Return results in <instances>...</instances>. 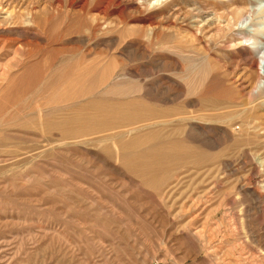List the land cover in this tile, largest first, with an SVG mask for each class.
<instances>
[{"label": "rangeland", "instance_id": "1", "mask_svg": "<svg viewBox=\"0 0 264 264\" xmlns=\"http://www.w3.org/2000/svg\"><path fill=\"white\" fill-rule=\"evenodd\" d=\"M156 1L0 0V264H264V0Z\"/></svg>", "mask_w": 264, "mask_h": 264}, {"label": "bare ground", "instance_id": "2", "mask_svg": "<svg viewBox=\"0 0 264 264\" xmlns=\"http://www.w3.org/2000/svg\"><path fill=\"white\" fill-rule=\"evenodd\" d=\"M160 0H157L156 2H159ZM260 33H264V26L262 27V30L260 31ZM264 35V34H263ZM251 35L250 34H248L245 38L246 39H250L251 37H250ZM103 42V41H102ZM133 43V42H132ZM260 44H262L261 42H259L258 44H256V45H254L253 47L255 48V49H259V48H261L260 47ZM128 45V44H127ZM127 47V46H126ZM125 48V47H124ZM129 49V48H128ZM262 49V48H261ZM130 50V49H129ZM127 51V50H126ZM141 70V69H140ZM134 73V72H133ZM136 73V72H135ZM121 78V77H120ZM149 78V77H148ZM258 78L259 79H262V76H258ZM166 81V80H165ZM175 83V82H174ZM151 86V85H150ZM261 86H260V84L258 85V86H254V87H252L251 86V90H248L249 91V97H250V99H255V98H257L258 96H260L261 94H263L264 93V91L263 90H260V91H258V92H256L255 93V91L257 90V88H260ZM118 101V100H117ZM124 101V100H123ZM169 114H171V112H168L167 111V113H166V117L167 116H169ZM110 114H108V116H109ZM190 118V117H189ZM181 120V119H180ZM183 120V119H182ZM193 124V123H192ZM191 125V124H190ZM193 126H194V124H193ZM200 130V129H199ZM203 130V129H202ZM227 138V137H226ZM118 149V148H117ZM188 154V151H185V149H182L179 153L177 152V153H171V152H161V153H158L155 157H154V160L153 161H155L154 162V164L155 165H157V164H160V163H163L162 161H169V160H175V159H179V158H181V157H184V156H186ZM196 162L197 163H201L202 162V160L204 159V157H203V154H200V153H197L196 155ZM242 156V155H241ZM139 157V160H138V162H140V165L144 168V166L147 164L146 163V157H145V154H141V155H139L138 156ZM262 161V160H261ZM241 162V161H240ZM227 163V162H226ZM231 164V163H230ZM259 164H260V166H262L263 165V161L262 162H259ZM225 165H227V167H228V165L229 164H225ZM147 166V165H146ZM159 166V165H158ZM228 172V171H227ZM262 183L264 184V179L262 180ZM241 187V186H240ZM263 187H264V185H263ZM264 189V188H263ZM247 190V189H246ZM249 191V190H248ZM244 191H242V193H243ZM251 193V192H250ZM256 194V193H255ZM255 197L256 196H254V198L253 199H255ZM257 198V197H256ZM259 199H260V197H258ZM256 200V199H255ZM261 202V201H260ZM258 203V202H257ZM203 208V207H202Z\"/></svg>", "mask_w": 264, "mask_h": 264}]
</instances>
